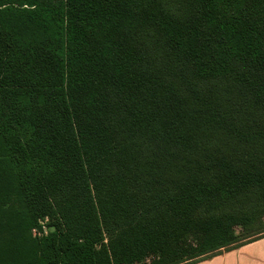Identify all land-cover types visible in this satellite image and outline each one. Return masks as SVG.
Segmentation results:
<instances>
[{
  "label": "trees",
  "instance_id": "1",
  "mask_svg": "<svg viewBox=\"0 0 264 264\" xmlns=\"http://www.w3.org/2000/svg\"><path fill=\"white\" fill-rule=\"evenodd\" d=\"M263 215L264 0H0V264H196Z\"/></svg>",
  "mask_w": 264,
  "mask_h": 264
},
{
  "label": "crops",
  "instance_id": "2",
  "mask_svg": "<svg viewBox=\"0 0 264 264\" xmlns=\"http://www.w3.org/2000/svg\"><path fill=\"white\" fill-rule=\"evenodd\" d=\"M196 264H264V238Z\"/></svg>",
  "mask_w": 264,
  "mask_h": 264
},
{
  "label": "rangeland",
  "instance_id": "3",
  "mask_svg": "<svg viewBox=\"0 0 264 264\" xmlns=\"http://www.w3.org/2000/svg\"><path fill=\"white\" fill-rule=\"evenodd\" d=\"M39 224L43 226V232L41 233V231L39 229H33L32 230V235L33 237H38L40 238L42 235H46L50 229L48 227V225L50 224V219L49 218H46V219H41L39 221ZM259 226H262L264 224V215L263 217L260 219V221L258 222ZM242 236H245L243 233H240ZM254 234V233H251V235ZM261 235V234H260ZM243 242H246V241H243ZM148 264H150V261H148Z\"/></svg>",
  "mask_w": 264,
  "mask_h": 264
}]
</instances>
